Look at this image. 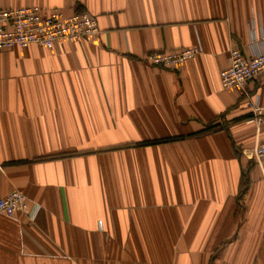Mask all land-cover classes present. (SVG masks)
Wrapping results in <instances>:
<instances>
[{
	"label": "crops",
	"instance_id": "0c3cea01",
	"mask_svg": "<svg viewBox=\"0 0 264 264\" xmlns=\"http://www.w3.org/2000/svg\"><path fill=\"white\" fill-rule=\"evenodd\" d=\"M21 7L98 34L0 51V198L30 212L0 213V264H264V133L219 77L232 47L264 50V0H0ZM245 91L264 109V79Z\"/></svg>",
	"mask_w": 264,
	"mask_h": 264
},
{
	"label": "built area",
	"instance_id": "2783aa9c",
	"mask_svg": "<svg viewBox=\"0 0 264 264\" xmlns=\"http://www.w3.org/2000/svg\"><path fill=\"white\" fill-rule=\"evenodd\" d=\"M97 34V20L87 12L66 16L59 9L46 12L39 7L0 10V51L28 46L51 50ZM200 54L201 49L193 46L171 52H153L145 60L152 67L171 70ZM219 77L223 89L238 90L244 95L251 111L247 123L255 126L258 135L264 133V109L257 97L251 98L245 91L248 83L264 79V50L246 56L241 49L232 47L228 53V67ZM248 151L250 161L264 176V137H258ZM0 213L8 217L16 214L30 216L25 195L20 191H12L0 198Z\"/></svg>",
	"mask_w": 264,
	"mask_h": 264
}]
</instances>
